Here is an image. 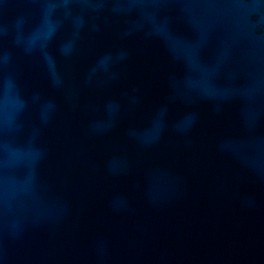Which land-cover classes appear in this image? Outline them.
Listing matches in <instances>:
<instances>
[{
	"label": "water",
	"instance_id": "1",
	"mask_svg": "<svg viewBox=\"0 0 264 264\" xmlns=\"http://www.w3.org/2000/svg\"><path fill=\"white\" fill-rule=\"evenodd\" d=\"M0 264H264V0H0Z\"/></svg>",
	"mask_w": 264,
	"mask_h": 264
}]
</instances>
